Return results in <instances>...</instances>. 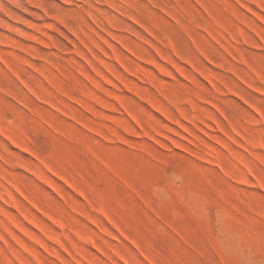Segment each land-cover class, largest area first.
Listing matches in <instances>:
<instances>
[{
  "label": "rangeland",
  "instance_id": "obj_1",
  "mask_svg": "<svg viewBox=\"0 0 264 264\" xmlns=\"http://www.w3.org/2000/svg\"><path fill=\"white\" fill-rule=\"evenodd\" d=\"M0 264H264V0H0Z\"/></svg>",
  "mask_w": 264,
  "mask_h": 264
}]
</instances>
